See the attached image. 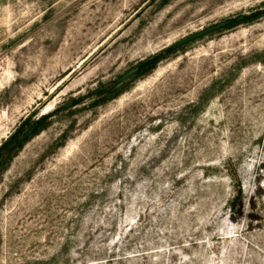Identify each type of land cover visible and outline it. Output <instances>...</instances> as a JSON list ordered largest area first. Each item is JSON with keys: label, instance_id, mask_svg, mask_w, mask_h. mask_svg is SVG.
<instances>
[{"label": "rangeland", "instance_id": "374dc122", "mask_svg": "<svg viewBox=\"0 0 264 264\" xmlns=\"http://www.w3.org/2000/svg\"><path fill=\"white\" fill-rule=\"evenodd\" d=\"M39 118L0 264H264V0H0V154Z\"/></svg>", "mask_w": 264, "mask_h": 264}, {"label": "trees", "instance_id": "16d2710c", "mask_svg": "<svg viewBox=\"0 0 264 264\" xmlns=\"http://www.w3.org/2000/svg\"><path fill=\"white\" fill-rule=\"evenodd\" d=\"M245 17H242L240 19L237 20H230L228 21V25L230 26L231 24L235 23L237 21L238 22H241L244 20ZM177 47H173L172 45L165 48V49H162L161 51L153 54V55H150L149 57L141 60L138 65L136 66L137 67V71L134 73L136 76H143L145 74H147L148 72H150V70H152L154 67H156V65L162 60L164 59L165 57L168 56V54H170L171 52L174 51V49H176ZM117 86V85H116ZM114 85H111L109 86L106 91H105V94L106 96L109 98L111 96H114V94L118 93L120 91V89H118V87H116ZM120 88V87H119ZM45 118V115L41 118V119H44ZM41 119L39 118L33 126V132L32 133H35L37 128H38V124L39 122L41 121ZM16 142V141H15ZM13 146V145H12ZM12 146L6 150L4 153H1L0 154V167L4 164V162L10 157L12 151L14 149H12Z\"/></svg>", "mask_w": 264, "mask_h": 264}, {"label": "water", "instance_id": "95a60500", "mask_svg": "<svg viewBox=\"0 0 264 264\" xmlns=\"http://www.w3.org/2000/svg\"><path fill=\"white\" fill-rule=\"evenodd\" d=\"M227 23V21H221L219 23L213 24L209 27H206L204 29H201L199 31H196L176 42H174L172 44L173 47H177L180 45H183L191 40H194L198 37L204 36L208 33L213 32L214 30L221 28L222 26H224ZM137 71V67H133L131 69H129L128 71L124 72L122 75H120L115 81H114V86L119 85L120 83H122L123 81H125L126 79H128L130 76H132L135 72ZM90 94V93H89ZM72 102H68L64 105H62L61 107H66L68 105H71ZM33 132V127L28 128L22 135H20L18 137V139L16 140V142L13 144L12 149L17 148L22 142H24L26 140L27 137H29Z\"/></svg>", "mask_w": 264, "mask_h": 264}]
</instances>
